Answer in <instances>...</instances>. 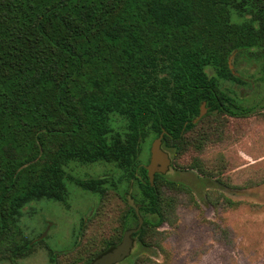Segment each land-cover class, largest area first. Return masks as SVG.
<instances>
[{
	"label": "trees",
	"instance_id": "obj_1",
	"mask_svg": "<svg viewBox=\"0 0 264 264\" xmlns=\"http://www.w3.org/2000/svg\"><path fill=\"white\" fill-rule=\"evenodd\" d=\"M231 7L244 23H231ZM168 48L182 59L171 63L177 75L171 80L157 76ZM234 54L235 64L264 74V0H0V87L13 86L6 93L0 88L6 101L0 106V261L15 263L38 250L21 235V208L39 199L65 202L67 180L101 197L116 191L127 207L118 219L120 235L113 227L103 239L111 243L83 264L138 227L127 199L131 188L144 218L134 239L144 249L162 248L163 227L177 224L184 199L199 207L194 191L167 175L157 174L151 185L143 147L163 132V149L174 162L196 153L187 168L203 178L229 189L263 185H234L224 155L210 156L226 139L225 119L252 114L232 100L222 79L251 90L256 83L233 73ZM204 103L208 113L199 119ZM114 113L129 123L125 138L108 137ZM72 162L107 163L121 174L80 180L65 171ZM206 196L217 211L240 204L217 188ZM94 218L97 210L88 222ZM75 250L51 252V262L63 264ZM148 261L139 256L134 264Z\"/></svg>",
	"mask_w": 264,
	"mask_h": 264
},
{
	"label": "rangeland",
	"instance_id": "obj_2",
	"mask_svg": "<svg viewBox=\"0 0 264 264\" xmlns=\"http://www.w3.org/2000/svg\"><path fill=\"white\" fill-rule=\"evenodd\" d=\"M229 13L231 23H244L239 10L231 7ZM174 47L183 48L180 44ZM150 52L147 50L146 54ZM181 60L176 49H166L160 55L157 76L168 80L177 77L175 66L171 63L178 64ZM234 60L235 56L231 63L233 68L230 69L233 73L241 72L248 83L256 82L253 89L239 87L232 79H222L228 88L235 89L240 95L239 98L228 90L232 100L252 114L244 119H225L226 139L209 151L212 152L211 157L224 155L226 176L234 185L243 187L249 181H264V74H260L257 66L243 61L235 64ZM0 88L6 93L13 86L6 84ZM170 99H175L173 92ZM3 102L0 100V106L6 103L5 100ZM110 118L108 137L118 135L125 138L129 125L127 119L118 113L110 114ZM21 131L24 132L23 129ZM151 145L148 141L143 147L141 160L145 166L150 162ZM169 154L172 165L166 175L189 186L199 207L187 204L184 199V204L177 210V224L163 227L162 248L144 249L135 240L131 256L119 264H134L139 256L149 258L147 264H264V184L252 189H229L187 168L192 158L197 156L196 153H189L175 162ZM65 171L80 180L106 174L118 177L121 174L114 165L100 162H72L66 165ZM66 185L69 195L65 202L39 199L21 208L17 221L21 235L24 241L38 243V250L15 263L2 260L0 264H55L51 262V252L57 254L75 247L74 254L63 258L62 263L83 264L91 255L95 256L103 250L107 241L103 239H108L110 230L118 227V219L126 214L123 199L116 191H108L101 197L81 189L74 182L67 180ZM208 188H217L231 200L240 203L238 209L229 207L217 211L207 200ZM95 210L98 211V219L88 222ZM122 228H117L119 235Z\"/></svg>",
	"mask_w": 264,
	"mask_h": 264
},
{
	"label": "water",
	"instance_id": "obj_3",
	"mask_svg": "<svg viewBox=\"0 0 264 264\" xmlns=\"http://www.w3.org/2000/svg\"><path fill=\"white\" fill-rule=\"evenodd\" d=\"M234 56L235 54L230 59L231 69L233 68V65L231 63ZM205 105L206 103H204L201 107L199 119H201L207 112ZM199 119L195 120L194 123H197ZM164 136L165 132H163L161 136L152 143L150 162L148 166H146L152 186L154 185L155 176L157 174L166 175L172 165V159L170 157V154L163 149ZM132 192L133 189L131 188L127 199L129 205L135 209L136 214L138 216V227L127 230L123 236L122 241L117 246H115L112 250L96 259L91 264H119L131 256L135 246L134 235L139 232L144 225V218L140 213V206L135 203V200L132 197Z\"/></svg>",
	"mask_w": 264,
	"mask_h": 264
},
{
	"label": "flooded vegetation",
	"instance_id": "obj_4",
	"mask_svg": "<svg viewBox=\"0 0 264 264\" xmlns=\"http://www.w3.org/2000/svg\"><path fill=\"white\" fill-rule=\"evenodd\" d=\"M113 248H114V247H113ZM113 248H112V249H113ZM112 249H110V250H112ZM108 252H109V251H108ZM106 253H107V252H106Z\"/></svg>",
	"mask_w": 264,
	"mask_h": 264
}]
</instances>
